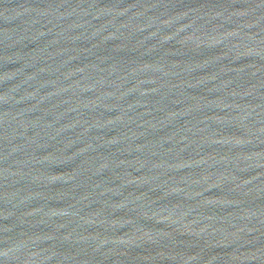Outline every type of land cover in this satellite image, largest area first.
Returning a JSON list of instances; mask_svg holds the SVG:
<instances>
[{"label": "water", "instance_id": "95a60500", "mask_svg": "<svg viewBox=\"0 0 264 264\" xmlns=\"http://www.w3.org/2000/svg\"><path fill=\"white\" fill-rule=\"evenodd\" d=\"M0 264H264V0H0Z\"/></svg>", "mask_w": 264, "mask_h": 264}]
</instances>
